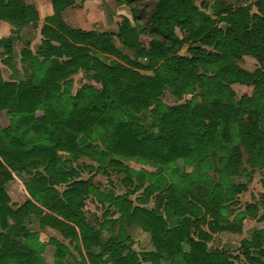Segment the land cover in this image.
Wrapping results in <instances>:
<instances>
[{"label":"trees","instance_id":"16d2710c","mask_svg":"<svg viewBox=\"0 0 264 264\" xmlns=\"http://www.w3.org/2000/svg\"><path fill=\"white\" fill-rule=\"evenodd\" d=\"M49 1L36 51L20 50L31 73L20 81L0 73V264H37L48 242L59 264L66 246L46 228L74 242L82 264H161L162 257L232 264L225 250L210 251L206 237L195 235L196 222L208 214L210 228L239 232L220 205L245 189L230 178L249 173L244 154L252 169H264V0H256V12L222 2L214 18H200L192 0H156L148 10L139 0H117L130 6L131 19L123 17L115 32L69 26L61 12L74 0ZM31 9L25 0H0V20L15 32L29 21L36 27ZM12 39H0L3 61H11ZM184 43L188 55L180 53ZM242 56L259 67L241 68ZM81 72L98 86L80 76L72 90ZM234 83L250 86V94L237 97ZM166 88L180 102L164 103ZM108 169L123 175L124 193L82 176ZM13 173L29 196L16 207L4 187ZM150 197L161 204L148 206ZM87 200L100 216L86 215ZM30 216L39 230L23 224ZM132 224L148 234L152 250L132 248ZM263 245L264 228L241 240L245 264H264Z\"/></svg>","mask_w":264,"mask_h":264},{"label":"rangeland","instance_id":"374dc122","mask_svg":"<svg viewBox=\"0 0 264 264\" xmlns=\"http://www.w3.org/2000/svg\"><path fill=\"white\" fill-rule=\"evenodd\" d=\"M33 1L36 5L39 4L41 14H47L49 10L48 0ZM155 1L156 0H139L141 4L140 8L148 10L151 7L152 3H154ZM40 2H43L44 6H40ZM192 2L196 6L200 18H214L213 10L222 2L229 3L230 5H232V7L243 4H250L251 12H256V8L254 6L256 0H192ZM32 10H34L33 7L31 11ZM126 16L131 19L130 6L117 0H74V5L68 7L64 11L63 20L72 27L82 28L86 30L115 32L117 30L119 22L123 17ZM131 23L133 24L132 20ZM32 30L33 29L29 26V31L31 32ZM176 33L180 37L184 35L178 29H176ZM116 45L122 50V52L130 55V52L119 45L118 42H116ZM188 46L189 43H184L180 49V53L188 55ZM241 58L242 59L239 60V64L249 71L258 68L260 65L253 57L243 56ZM140 62L144 63L145 60H140ZM262 66L264 70V60ZM80 76L83 77V80H85V82L98 86L97 83H95L91 79L89 74L83 75L81 72L72 76V90H74L76 79ZM232 88L235 90L237 97L243 94H249L251 92V87L247 86H240L235 84L234 86H232ZM162 101L168 105L180 102L170 92L169 88L165 89L164 94L162 95ZM79 160L80 162H87L95 166L94 162L85 157H81ZM126 162L145 168L148 171L156 170L155 168L147 164H141L130 160H127ZM176 163L177 166L182 167L181 162L177 161ZM242 163L243 167H245L247 171H249V173L231 177L230 182L235 184H243L245 185V189L239 192L237 195H234L231 199L232 201L222 202L220 204L224 205V209L222 211L228 222L239 226L240 231L229 232L210 228L207 225V220L210 219V216L208 214L205 215L204 220H198L196 222V224L198 225V231H196L195 235L206 237L208 250H225L227 257L232 262V264L246 263L240 247L241 240L252 235L255 229L264 228V169L257 167L252 169V167H250L249 164L245 161V154L243 155ZM108 171H110L108 175H105L102 172L93 171L90 174H88L87 172H83L82 176L87 177L88 175H91L93 181L97 184H100V187H111L116 193H124L125 187L121 183V178L123 175L116 171H112L111 169H108ZM180 171L182 172V170ZM209 174L213 176L214 180L218 179V174L213 172H209ZM23 182L24 178L14 173V175H12L11 177V180L8 181V183L6 182L7 184H4L5 188H7L9 194L11 195L12 200L21 202V200L24 198L25 193L23 191ZM133 197L134 195L131 196V198ZM212 198V202L219 199V197ZM155 204L159 205L161 203H159L158 200L150 197L147 205L152 206ZM253 205L256 208H252ZM160 207L163 215L167 218V221L171 224H175L177 218L174 217V219L172 220V217H169V212L162 205H160ZM240 211L242 214L240 213ZM101 212L102 210L99 206H96L90 200L86 201L85 213L88 216L92 213L100 216ZM28 224L32 228H36V222L34 220L30 221ZM218 224L223 225L224 222L219 221ZM115 229L116 228L103 231L102 237L106 239L110 236L111 233L114 232ZM129 232L133 237L132 247L134 250H136L137 252L152 250L153 247L147 233L141 231L137 226H132L129 229ZM254 250V248H250L249 252L253 254ZM54 252V245L51 242L49 244L47 243L43 249L41 255L42 257H39V261L37 264H55L53 256ZM62 256L66 258L68 264H76V262L71 260V257L67 256L65 251L62 252ZM60 262L62 263V261ZM161 264L171 263L169 259H167L166 257H162Z\"/></svg>","mask_w":264,"mask_h":264},{"label":"crops","instance_id":"0c3cea01","mask_svg":"<svg viewBox=\"0 0 264 264\" xmlns=\"http://www.w3.org/2000/svg\"><path fill=\"white\" fill-rule=\"evenodd\" d=\"M49 1V0H48ZM26 4L27 5H30L31 7H33V9L36 11L37 13V20H36V27H33L32 26V21H29L25 24H23L18 31L15 32V27L11 26L9 23L5 22V21H2L0 20V39L1 38H7V37H12V56H11V61L9 62H6V61H3V58L6 56L5 54H3V49L0 48V73H1V77L4 79V80H9V81H20V80H23L25 78L28 77V75L31 73V67L30 65L28 64V61L26 62H21L20 61V57H21V54H20V50L22 48H28L32 53H34L38 47V45L40 44V39H41V35H40V27L42 26L43 24V18L47 15H50L52 13V9H51V4H50V1L48 2V5H49V10L47 12V14H41L40 13V7H39V4H35L33 0H25ZM40 6H44V3L43 2H40ZM46 4V3H45ZM68 8V7H67ZM65 8L62 12H61V16H62V19L63 18V13L64 11L67 9ZM29 26L33 29L31 32L29 31ZM35 28V29H34ZM14 31V32H13ZM243 57V56H242ZM242 59V58H241ZM237 64L243 68L240 64H239V60L237 61ZM245 69V68H243ZM247 70V69H246ZM235 84L237 85H240V86H246V85H242V84H238V83H234L231 85V88L232 86H234ZM247 87H250V86H247ZM233 89V88H232ZM234 90V89H233ZM235 91V90H234ZM236 94V92H235ZM250 94V93H249ZM14 175V173L12 174ZM11 180V179H10ZM8 180V181H10ZM7 181V183H8ZM6 183V184H7ZM24 183V182H23ZM24 185V184H23ZM5 187V186H4ZM24 188V186H23ZM8 196H9V199H10V205L12 207H16V205H19L21 204L22 202H24L27 198H29L27 192L25 191V188H24V198L21 200V202H18L16 200H12L11 198V195L9 194L7 188H5ZM87 215V214H86ZM88 216V215H87ZM169 217L171 218L172 217V220L174 219V215L170 214L169 213ZM166 218V217H165ZM167 219V218H166ZM34 220L36 222V228H32L31 226H29V222ZM10 222V220H9ZM169 223V222H168ZM23 224L28 227V228H32V229H35V230H39L40 227L38 225V220L36 217L34 216H30L28 218H26L23 222ZM169 225H173L171 223H169ZM132 226H136L134 224H132L130 227H127V232L128 234L130 235L132 241H133V237L131 236L130 232H129V229L132 227ZM138 227V226H137ZM139 228V227H138ZM112 229V228H110ZM140 229V228H139ZM141 230V229H140ZM48 236H54L56 237V239L58 241H60L62 244H64L66 246V251L65 253L67 254V256L71 257V260H73L74 262H76V264H82L80 262L81 260V257L78 253V251L75 249L74 247V242H69L68 239H64L62 238L57 232L51 230V229H44L43 230ZM103 231H106L105 229L102 230V235H103ZM143 231V230H141ZM146 233V232H145ZM50 242H48L49 244ZM47 244V243H46ZM45 244V245H46ZM133 245V243H132ZM45 247V246H44ZM43 247V249H44ZM55 247V246H54ZM133 248V247H132ZM42 252L43 250L41 251V253L38 254L39 257H42ZM56 252V251H55ZM55 252L53 253V256L55 255ZM64 252V251H62ZM66 256V255H65ZM55 259V258H54ZM60 261H62L63 264H68L67 260L65 257L61 256V259ZM61 262L59 264H62ZM99 264H106V263H99ZM148 264V263H147Z\"/></svg>","mask_w":264,"mask_h":264}]
</instances>
